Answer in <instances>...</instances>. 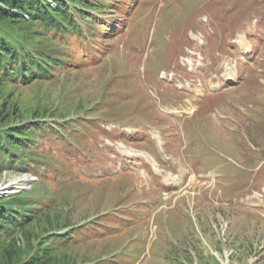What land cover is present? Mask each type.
Listing matches in <instances>:
<instances>
[{
	"label": "rangeland",
	"instance_id": "1",
	"mask_svg": "<svg viewBox=\"0 0 264 264\" xmlns=\"http://www.w3.org/2000/svg\"><path fill=\"white\" fill-rule=\"evenodd\" d=\"M93 1L97 7L104 8L105 18L114 17L116 21L123 23L118 31L124 30L137 4L141 8L137 14L150 8L157 12L154 2L146 3L145 0ZM154 1L161 5L159 0ZM179 1L174 0L175 5L164 4L158 20L152 23V46L145 50L143 56L149 78H158L162 71L176 65L178 52L173 53L176 49L173 48L174 43L181 45V38L196 28L198 23L195 16H198L199 22L209 20L208 13L205 15L203 11L205 8H200L201 5L197 4L204 0H182L180 4ZM238 2L239 0H235L227 4L226 0H210L208 3L222 7L220 23L209 20L206 29H199V40L191 35L192 32L189 37H185L184 42L187 38H193V44L183 46L179 56L187 73H171L168 75V82L171 88L185 89L186 93L180 96L161 95L163 100L160 101L157 91L153 92L157 105L165 113L168 109L178 112L180 108L183 116L191 115L202 103L201 96H198L202 85L211 86L214 74L222 71L223 67L222 78L226 77L228 68L234 75H238L242 62L240 71H244V75L238 78L239 82L227 88V92L208 97L207 105L219 111L218 115L213 113L212 117L205 114L206 112H199L190 116L184 124V132L182 120L185 117L177 116L173 121L176 124L175 130L181 136L179 145H185L187 134L191 153L187 151L185 155L197 171L216 173L218 188L223 192L226 188L229 199L237 198L243 193L247 196L244 205L264 208V173L261 174V168L264 167V22L260 21L259 15L246 17L243 10L236 11L240 6L237 5ZM132 20L128 22L129 27L132 26ZM230 23L237 27L236 44L241 34L252 41L255 38L252 42L255 45L252 56L248 57L251 52L249 49L240 45L232 47L230 40L225 39L223 31L220 32L223 35L221 42L214 46L213 39L207 33H212L215 27H227ZM9 25L20 35L27 37L37 48L45 43L43 37L36 36L34 30L37 28L34 25ZM127 29L126 27L125 31ZM129 36L127 32L123 39L126 47H129ZM30 38L35 41H30ZM118 39L117 36L113 37L108 44H116ZM121 43L118 42V45ZM241 43L244 44L242 39ZM104 44L102 41L97 46L104 48ZM140 48L145 49V46L141 45ZM129 57L130 53L127 55L125 48L122 51L115 48L113 52L105 55L81 43L75 49L74 63L56 69L52 79L20 86L0 83V127L13 132L43 119L69 121L101 116L131 118L133 114L140 115L141 119L157 120L156 110L143 99L120 101L112 95L114 92L134 87L117 77L131 71ZM136 70L135 75L139 80L145 84L151 82L146 78L141 64L136 63ZM166 78L167 75L163 73L162 79ZM188 92L194 96H188ZM222 114H226L227 118L224 119ZM165 125L169 126L171 123L166 121ZM28 128H24L30 136L24 142L25 146L31 144L35 133L30 126ZM95 134L96 130L92 128L85 129V133L80 132V144L84 149L76 153V157L71 156L70 150L65 152L50 136L46 137L49 142L39 150L41 161H36L39 164L38 171H31L26 167L22 169L19 166H4L6 157H2L1 153L0 201L13 208L26 210L33 218L26 225L27 228L31 224L27 231L14 235L17 248L11 258L4 252L8 243H1L5 247L0 251V264H103L105 259L114 258L119 251L138 252L142 248H149L163 256L168 255L171 262L168 264H264V210L251 211L246 208H230L223 204H208L199 194L202 184L195 187L185 184V189L181 192L158 195L153 190L150 193L142 192L140 182L137 184V180L130 174L115 180H80L65 186L56 183L54 169L48 170L56 165L67 168L64 162L68 159L75 158L80 162L77 157L85 152L87 138L92 141ZM154 136L160 139L159 133ZM15 152L24 156L28 153L21 147L16 148ZM175 155L182 158L177 151ZM25 175L34 178L29 177L24 188L8 189L13 179ZM251 184L253 186L247 189ZM206 186H209V190L214 188L212 182ZM232 191L239 194L235 196ZM148 198L159 201L153 217L122 235L104 240L77 241L73 245H62L61 242L53 240L56 232L72 230L101 217L103 212L122 203ZM42 199L48 201L52 208L46 209L40 205L39 201ZM24 202L28 204L23 205ZM155 231L166 236L161 240L156 239ZM136 238H144L146 244H140ZM158 264L166 263L159 261Z\"/></svg>",
	"mask_w": 264,
	"mask_h": 264
},
{
	"label": "trees",
	"instance_id": "2",
	"mask_svg": "<svg viewBox=\"0 0 264 264\" xmlns=\"http://www.w3.org/2000/svg\"><path fill=\"white\" fill-rule=\"evenodd\" d=\"M97 9L101 8L97 7L93 0H0L1 85L4 83L19 86L29 85L33 81L51 78L54 67L64 64L65 60L72 59L69 45L62 39L70 33L85 37L86 27L91 29L92 25L98 24L88 10ZM10 23L34 25L37 28L34 30L36 36L43 37L45 43L40 45L41 48L35 47L27 37L15 31L9 25ZM28 32L31 33L30 30ZM60 34H62L61 39L59 38ZM30 41L35 40L30 38ZM49 121V119H43L24 126L26 130L30 126L35 131L29 146L24 145V142L30 138L24 128L25 131L18 129L10 132L2 130L0 127V155L2 153V157H6L4 166L30 169L36 161H41L39 150L42 141L47 136L57 139V141L67 140L65 131L74 129L75 123H77L70 121L63 125L57 121L54 124ZM19 147L28 151L27 156L20 153L17 155L15 149ZM22 204L27 205L28 203ZM39 204L46 209L52 208L51 204L44 199L40 200ZM32 218L26 210L13 208L0 201V251L5 247L1 243L7 242L5 250H3L6 251L5 254H8V258L13 256L11 254L17 248V240L14 235L20 231H27L31 224L27 228L26 225L32 221ZM53 240L62 242V245L74 244L72 236L62 232H56Z\"/></svg>",
	"mask_w": 264,
	"mask_h": 264
},
{
	"label": "bare ground",
	"instance_id": "3",
	"mask_svg": "<svg viewBox=\"0 0 264 264\" xmlns=\"http://www.w3.org/2000/svg\"><path fill=\"white\" fill-rule=\"evenodd\" d=\"M229 80L230 81H233L234 80V78L232 77H230L229 78ZM172 180H173V178H172ZM29 181V177L28 176H20V177H17V178H15V179H13L12 181H11V183L9 184V188L8 189H14V188H16V189H20V188H24V186L26 185V183Z\"/></svg>",
	"mask_w": 264,
	"mask_h": 264
}]
</instances>
